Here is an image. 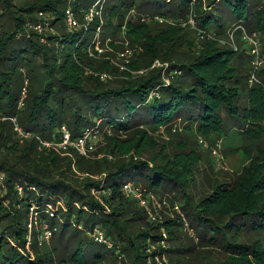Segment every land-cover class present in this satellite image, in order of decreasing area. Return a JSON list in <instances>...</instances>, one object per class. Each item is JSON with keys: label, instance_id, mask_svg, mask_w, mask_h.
Instances as JSON below:
<instances>
[{"label": "trees", "instance_id": "trees-1", "mask_svg": "<svg viewBox=\"0 0 264 264\" xmlns=\"http://www.w3.org/2000/svg\"><path fill=\"white\" fill-rule=\"evenodd\" d=\"M97 1L0 0V264H104L106 255L94 251L101 234L117 247L107 250L122 264H156L166 249L148 248L161 240L160 227L149 224L122 191L136 181L155 194L176 197L206 249L196 254L173 249L171 264H264L259 239L264 235V69L257 75L260 83L247 89L248 106L240 112L241 80L234 60L241 61L242 54L218 42L228 34L225 21L264 39V0H195L198 27L216 37L199 48L189 29L154 20L187 21L192 0H113L105 6V26L95 15L87 26L85 18ZM148 1L169 9L151 11L152 23L128 18ZM68 10L82 25L79 30L67 31ZM101 27L103 42L111 38L116 46L124 33L136 50L129 72L92 59L91 53L98 52L91 42ZM48 29L56 33H45ZM156 61L167 69H150ZM87 71L114 79L104 82ZM177 120L195 125L204 138L239 144L233 151L243 152L246 162L232 186L209 179L208 189H198L201 158L186 151L187 143L160 145L157 130ZM97 121L107 132L98 160L81 156L72 145H46L62 144L63 129L74 144ZM51 205L55 213L47 210ZM33 206L52 232L60 223L52 249L40 248L38 234L28 231ZM177 223L162 225L172 240L182 226ZM82 229L87 233L80 235ZM254 235L257 240L251 241L248 236ZM194 256L198 262H187Z\"/></svg>", "mask_w": 264, "mask_h": 264}, {"label": "rangeland", "instance_id": "rangeland-1", "mask_svg": "<svg viewBox=\"0 0 264 264\" xmlns=\"http://www.w3.org/2000/svg\"><path fill=\"white\" fill-rule=\"evenodd\" d=\"M109 2L111 4L113 0H98L97 3L91 8L92 13L95 16H98L100 20V26H105L108 17L106 11V4ZM167 2L170 3V0ZM195 0H192L191 2V10L190 14H187V21L183 20H176L172 19L171 17H165L159 19H154L156 22L158 21L159 25H176L180 24L182 27L189 29V38L194 40V44L197 45V48H199L200 43L207 41V40H214L216 37L213 35L214 32L210 30L209 32L202 31L197 24L195 14L193 12ZM257 8V7H256ZM169 6L165 5L164 3H156L154 1H148L146 5L141 7V11H136L135 9L128 14V18L136 19V21L146 22V23H152L153 19L152 17H149L151 11H158V12H164L165 10H168ZM98 13V14H97ZM94 17V16H93ZM45 18V17H44ZM74 20L77 22V25L79 26V30L81 28V24L78 21V19L73 14ZM88 18L92 19L90 15L86 16V20ZM46 19V18H45ZM228 20V17H226ZM47 20V19H46ZM112 23L117 24L118 20L115 19V17H111L109 19ZM160 20V21H159ZM176 22V24H174ZM233 24H230L228 21H225L226 26L228 27V34L221 39L218 40V42L225 46L227 49L233 50L239 54H242L241 61L234 60V63L237 68L238 75L240 76V83H238V87L240 88L241 97L238 102V109L239 111H243L248 106V102L246 97L247 89H249V86H252L253 83L250 81L251 76L254 74L256 80H258L259 77L257 75H260V71L264 69V39L262 36H259L257 32H252L251 29H241L243 27L238 26L240 24H235V22H232ZM48 25V23H46ZM47 25L44 27L47 30ZM105 28V27H104ZM66 29L68 32H74L75 29H70L67 26L66 22ZM45 30V31H46ZM104 29L97 28L96 29V35L93 37V40L91 43H95L96 46L99 47L101 50L98 52L95 56H92V59H96L99 61H108L110 63V66L113 67V69L118 70L119 73L129 72L128 66L131 65L132 59L134 58V52L136 51L134 48L131 47L130 43L125 39L124 33H120L118 35L119 39L117 42L118 47L112 44L111 38H106V41L103 42V38H105V33L103 31ZM239 31V32H238ZM53 32L56 33L55 30L48 29L47 32L49 33ZM45 35V34H44ZM119 46H122L123 48H119ZM256 51V53H254ZM157 61L150 66V69L156 68L155 64ZM257 63H260L262 65L256 66ZM239 65V67H238ZM157 66H160L158 64ZM114 71V70H113ZM87 74L93 75L95 77H101V79L104 82H112L114 79L109 73L104 74L103 73H94L91 71H87ZM139 74H143V71ZM163 76H165V71L162 72ZM168 77L165 76V82L169 84ZM260 83V81L258 80ZM24 97V96H23ZM192 128L191 130L189 129ZM187 128V129H186ZM103 124H100V122H95L94 127H89L86 132L84 133V137L87 139L84 141L83 150L80 151L81 156L90 159V160H98L104 156V153H101V149L106 144L105 137H104V131ZM107 130V129H106ZM169 130V131H168ZM64 134V130H62ZM190 132L194 135L191 136ZM107 133V132H106ZM64 136V135H63ZM160 143V145L168 143L171 147H174L177 142H182V144H185L186 151H193L195 152L200 158V175L197 176V184L198 189H208V181L209 179H216L219 180L220 183L227 182L229 185H233L236 178L238 177L241 168L243 167L244 163L246 162V158L243 154V152L240 151H233L238 147V143L234 142L231 139L226 140V138L220 137H213L212 139L204 138L197 134L196 132V126L190 123H186L181 120H177L172 123V125L159 128L157 130V133L155 135ZM227 136V135H226ZM124 139V137L122 138ZM198 142V143H197ZM260 144V143H258ZM48 147H54L56 149L63 148L64 146H54L53 144H47ZM67 146V145H66ZM262 148L264 149V141L261 143ZM59 147V148H57ZM252 154H255L256 152L254 150H251ZM109 157V161L114 162L116 159L115 157ZM130 174H124V177H129ZM201 177V180H200ZM97 179V178H94ZM137 179V178H135ZM1 185V181H0ZM134 185L136 187H139L140 196L139 199H136L134 196L130 194H124L126 198L133 201L137 207L145 216L149 224H152L154 226H159L160 229L158 230V236L162 234V231H164L168 237L166 241V250L164 252H161L162 256L159 257V260L161 258H164V264H171L170 260L175 259L176 256L172 250L176 248H189L194 250V254L204 252L206 249L203 248V245L200 244L201 240L200 237L197 235V233L190 227L188 223V219L185 215V212L182 211L180 201L176 199V197H172V195L167 194H155L148 190L146 185L142 182L136 181L134 182ZM95 191H92V194L94 195ZM98 196V193H95ZM95 195V196H96ZM3 191L0 190V200H2ZM144 203L145 205H142ZM155 203H161L163 210L160 212H156L154 206ZM5 204V203H4ZM27 206V202L22 203L21 208L25 209ZM176 206L178 207L176 209ZM52 207V208H51ZM58 207V205L56 206ZM37 210V209H36ZM35 210V211H36ZM47 210H50L51 212H56V209L51 205L47 208ZM152 214L156 218L155 221H152L150 219L149 213ZM29 220H31L30 223H35V216H29ZM28 220V221H29ZM60 219H58L59 221ZM177 221L178 225L182 224V226L179 228V231L176 230V239H171L172 237L169 235V232L166 228V226H163L166 221ZM26 223V219H24ZM78 225V224H77ZM77 225H74L75 227H79ZM31 226V225H30ZM1 230V227H0ZM28 231H34L35 234H38L37 240L39 241L40 248L48 246L49 248H53L52 246H55L56 238H59L61 233V226L60 223H58L57 226V232L54 233L50 230L49 225H44L39 221V219H36V223L32 224L31 230ZM81 233L80 235H84L85 232L84 229L79 230ZM55 234V236H54ZM91 237H93L91 235ZM87 238L90 239V237L87 235ZM248 238L252 241L253 239L257 240V236H248ZM259 239L261 240L262 245L264 246V235L259 236ZM105 240V239H104ZM31 236L29 238L28 244L30 245ZM45 241V242H43ZM98 245L95 246V252H97L100 255H106V259L108 261H105L104 264H122V259L115 255L113 256L112 252L108 251L111 250L110 248H113L112 244L109 241H103L98 240ZM37 242V241H35ZM160 242V241H159ZM159 242L157 244H150L151 246L148 248L151 251L153 249L159 248L160 244ZM38 243V242H37ZM41 243V244H40ZM104 243V246H102ZM73 246V244H72ZM108 246V247H107ZM29 248V246H28ZM117 248V247H116ZM113 248V249H116ZM108 249V250H107ZM171 250V251H170ZM189 253L188 251L183 252V254ZM116 258V259H115ZM187 262H190L193 260L194 263L198 262L196 259V256L188 257ZM218 259L222 261L224 259V255L220 254L218 256ZM111 261V262H110ZM156 264L158 263V258L155 259ZM150 264V263H149Z\"/></svg>", "mask_w": 264, "mask_h": 264}, {"label": "built area", "instance_id": "built-area-1", "mask_svg": "<svg viewBox=\"0 0 264 264\" xmlns=\"http://www.w3.org/2000/svg\"><path fill=\"white\" fill-rule=\"evenodd\" d=\"M77 0H70V2H76ZM98 14V13H97ZM90 17H92L93 18V13H92V10L90 11ZM87 21V23H86V25L88 26V24H90V22L92 21V19H90V18H88V20H86ZM66 22H67V26L70 28V29H76V28H78V25H77V22L74 20V18H73V13L71 12V10H68V11H66ZM35 30L37 31V32H39V33H41V31H42V28H41V26H37V27H35ZM93 45L95 46V50L97 51V52H100L101 50L99 49V47L98 46H96V44L95 43H93ZM254 53H256V51H254ZM91 56H93V54L91 53ZM158 64H160L159 62H157L156 64H155V66L157 67V68H164V70H166L167 69V65H162V64H160V66H157ZM260 65H262V64H260V63H257L256 64V66H260ZM250 81H252L251 83H257L258 82V80H256V78H255V75L253 74L252 76H251V79H250ZM64 130V141H63V143L62 144H60V146L62 147V146H66V145H72V146H75L77 149H78V151L80 152V151H82L83 150V146H84V141L87 139V137L86 138H81V139H79L76 143H71L70 144V142H69V134L67 133V131L65 130V129H63ZM21 133V132H20ZM47 145V144H46ZM48 146V145H47ZM122 191H123V193L124 194H130V195H132V196H134L136 199H139L138 197L140 196V194H137V193H140V191H139V187H136L135 185H134V183H127V184H125L124 186H123V189H122ZM142 204V203H141ZM164 204V203H163ZM163 204H161V203H155V206H154V208H155V210H156V212H160V211H162L163 210V208H162V205ZM142 205H145L144 203L142 204ZM165 205V204H164ZM176 209H177V207H176ZM36 210V207L35 206H33L32 208H31V210H30V215L29 216H35L36 218H35V223H36V219H38V213H37V210ZM149 213V216H150V219L152 220V221H155L156 220V218L154 217V216H152V214L150 213V212H148ZM30 218V217H29ZM31 220L32 219H30L29 221H28V228H29V230H31V226H32V224H35V223H30L31 222ZM31 225V226H30ZM31 232V231H30ZM161 236H162V238H161V240H160V242H159V244H160V246L163 248V249H166V241H167V239H168V237H167V235H166V233L164 232V231H162V234H161ZM96 240L98 241V240H102V242L103 241H105L104 240V238H103V236H102V234L101 235H99V237H97L96 238ZM99 242V241H98ZM29 246V244L27 243V247ZM164 261H165V259L164 258H161V260H159V258H158V263L159 264H164Z\"/></svg>", "mask_w": 264, "mask_h": 264}]
</instances>
